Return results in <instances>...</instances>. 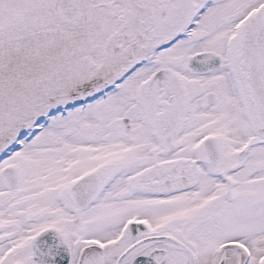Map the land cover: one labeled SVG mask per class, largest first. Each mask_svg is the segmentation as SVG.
<instances>
[{
  "label": "snow or ice",
  "instance_id": "snow-or-ice-1",
  "mask_svg": "<svg viewBox=\"0 0 264 264\" xmlns=\"http://www.w3.org/2000/svg\"><path fill=\"white\" fill-rule=\"evenodd\" d=\"M0 264H264V0H0Z\"/></svg>",
  "mask_w": 264,
  "mask_h": 264
}]
</instances>
